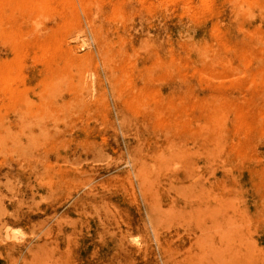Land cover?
I'll list each match as a JSON object with an SVG mask.
<instances>
[{"label":"rangeland","instance_id":"1","mask_svg":"<svg viewBox=\"0 0 264 264\" xmlns=\"http://www.w3.org/2000/svg\"><path fill=\"white\" fill-rule=\"evenodd\" d=\"M208 263L264 264V0H0V264Z\"/></svg>","mask_w":264,"mask_h":264},{"label":"bare ground","instance_id":"2","mask_svg":"<svg viewBox=\"0 0 264 264\" xmlns=\"http://www.w3.org/2000/svg\"><path fill=\"white\" fill-rule=\"evenodd\" d=\"M222 226V225H221ZM210 228V227H209ZM224 229V228H223ZM207 232V231H206ZM211 232V231H210ZM233 241V240H232ZM209 264V263H208Z\"/></svg>","mask_w":264,"mask_h":264}]
</instances>
